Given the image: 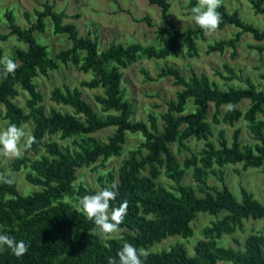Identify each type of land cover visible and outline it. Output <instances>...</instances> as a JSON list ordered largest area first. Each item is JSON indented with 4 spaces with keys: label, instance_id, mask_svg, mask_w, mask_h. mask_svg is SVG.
<instances>
[{
    "label": "trees",
    "instance_id": "obj_1",
    "mask_svg": "<svg viewBox=\"0 0 264 264\" xmlns=\"http://www.w3.org/2000/svg\"><path fill=\"white\" fill-rule=\"evenodd\" d=\"M250 1L255 13L264 16V0ZM149 2L161 7L167 23L158 28L160 46L120 42L101 50L98 38L81 35L77 24L67 21L68 15L57 11L49 0L43 3L42 9L35 8L36 19L30 20L27 26L17 23L10 10L6 12L10 31L3 37L16 35L27 47H17L12 56H5L0 48V59L10 57L19 65L14 74L5 77L0 64V105H5L3 117L7 126L30 122L35 136L31 149L12 161V170L26 169L27 180L40 188L23 194L14 178L11 185L0 183V234L23 240L30 246L20 258L7 249L0 252V264H108L110 257L119 264L117 253L125 242L148 251L144 264H264V231L250 233L241 248L219 242L224 234L242 229L245 219H264V203L244 186L239 199L223 175V167L228 164H242L244 169L264 167V89H259L251 78H247L249 85L246 87L224 89L205 72L193 71L187 78L178 66L168 64L161 67L159 77L172 76L182 88L168 102L162 114V128L154 113L149 114L147 121L134 119L135 105L125 97L123 69L141 58L177 57L182 50L195 55L199 39L205 35L198 25L180 29L170 20L169 0ZM197 2L190 0L191 9ZM217 10L223 18L219 28L233 25L238 31L230 38L210 43L209 53H223L231 47L235 57L238 42L245 32L252 33L257 40H264V28L245 20L238 10L229 11L223 3ZM77 16L79 14L74 15ZM47 18L52 20L54 34H66L72 42L70 47L54 55L35 35L47 30ZM145 19L151 23L148 16ZM61 64L74 65L92 74L91 78L82 80L80 86L104 89L103 94L95 96L102 113L84 97L80 86L68 84L55 86L51 99L73 111L56 107L47 111L36 79L49 75ZM224 67L230 73L225 78L232 79L234 68L229 63ZM145 74L152 79L147 72ZM21 91L27 94L26 107L15 100ZM244 99L250 100L245 111L238 106ZM190 101L194 106L191 111L188 110ZM211 103L216 106L213 115L216 123L223 121L234 126L244 118L257 141L243 143L242 130L236 127L231 142L221 130L218 145L211 138L214 131L208 121ZM225 105L234 107L223 111ZM109 127L114 130L107 140L95 135ZM129 133H140L144 139L123 158L118 170L119 180L115 181L110 172L109 183L104 184L105 176H99L103 188L112 183L118 185V196L111 202L112 207L128 201V214L119 226L124 233L103 239L94 223L87 220L82 211L74 210L73 205L81 197L99 191L83 183L76 185L77 172L85 166L97 170L99 159L105 161L122 155ZM192 138L204 140V146L181 163L171 146L174 142L186 146ZM67 139H71V143L60 141ZM189 171L203 194L183 183ZM211 173L218 175L223 182L222 188L208 183ZM162 174L173 179L176 185L170 188L163 184L159 180ZM201 212L214 215L215 219L203 228L204 237L198 239L194 254L189 253L183 241L162 250L153 249L171 236H181L185 240L192 237L195 233L193 222Z\"/></svg>",
    "mask_w": 264,
    "mask_h": 264
},
{
    "label": "rangeland",
    "instance_id": "obj_2",
    "mask_svg": "<svg viewBox=\"0 0 264 264\" xmlns=\"http://www.w3.org/2000/svg\"><path fill=\"white\" fill-rule=\"evenodd\" d=\"M46 0H0V48L3 49L5 56H12L17 47H27V44L17 38L16 35H10L6 38L3 36L9 33V21L6 12L10 10L16 20L22 26L29 25V21L36 19L35 8H43V3ZM54 4L57 11H64L68 17L67 21H74L81 35L98 38L99 47L101 50L107 49L111 43H129L140 42L148 45L153 44L160 46L162 44L158 28L167 25L163 16L161 7L156 4H151L149 0H49ZM171 7L168 18L175 22L180 29L189 26L197 25L194 16L191 13L189 6L190 0H169ZM229 11L238 10L241 16L255 24L260 28H264L263 14H257L254 11L250 0H223ZM29 16H28V15ZM75 14L79 16L74 17ZM151 19L148 22L145 17ZM47 30L43 33L36 32L35 35L41 43L47 44L51 55L61 49L68 48L72 45L66 34L56 35L52 31V20L46 19ZM238 28L233 25H227L224 28H219L212 33H205L203 38L199 39V49L197 54L189 55L185 50H182L177 57L172 56L166 59L141 58L128 67L124 68L123 87L125 89V97L133 101L135 105L134 119L149 120V114L154 113L158 117V122L162 128V114L168 108V102L176 97V93L182 86L174 82V77L166 76L159 77L161 67L165 65L178 66L183 74L189 78L193 71L198 74L205 72L216 83L227 89L231 86H248L247 78H251L259 89H264V40H257L250 32H245L241 40L238 42L235 57L232 56V48L227 47L221 52L207 51L210 43L215 40L230 38L235 35ZM229 63L235 70V76L232 79H227L230 73L225 70L224 64ZM147 72L152 79H148ZM222 73V74H221ZM92 77L90 72L79 70L74 65L61 64L57 70L50 71L49 75H40L36 82L38 89L44 94V103L47 111L56 107L62 110L73 111L68 106L58 104L51 99V91L55 86H63L68 84L71 87L80 86L82 80ZM84 97L92 103L94 108L102 113L100 103L96 100V95L103 94L104 89L81 87ZM27 94L21 91L15 100L22 106L26 107L25 99ZM189 111L194 106L191 104ZM250 105L249 99H244L238 106L245 111ZM227 106H223L222 110H226ZM6 108L5 105H0V130L6 129L7 120L3 117ZM216 110L214 103L210 105V113L208 121L211 123L214 134L211 138L219 145L220 131L223 130L227 139L233 140V133L236 127H240L241 141L245 144H253L257 140L253 132L247 125V121L242 118L233 126L229 123L221 121L216 123L213 115ZM26 125L28 130H33V124L28 122ZM114 127L105 128L98 131L95 135L101 139L107 140L112 134ZM58 139V138H57ZM143 136L140 133H129L127 142L124 146L122 155L111 157L105 161L99 159L96 162L97 170H92L91 167L85 166L78 169L76 185L83 183L95 189H102V183L99 179L100 175H104V184L109 183V173L113 172L115 181L119 180L118 170L124 157L128 155V150L136 147ZM63 143H71V139L60 140ZM204 146V140L192 138L186 142V146H181L178 142H174L171 146L176 154L177 159L183 163L184 159L192 153L198 151ZM24 153V152H23ZM23 155V154H22ZM33 156V154H30ZM12 160H7L0 157V172L11 171L13 178L17 182L21 193L28 194L40 186L34 185L26 178V169L14 172L12 170ZM220 174V172L218 173ZM224 181L241 199L242 187H246L251 191L256 198L264 203V167L244 169L242 164H228L223 167ZM159 180L170 188H173L176 183L166 174H162ZM183 183L194 186L198 194H203L198 189V183L193 177L191 171L183 177ZM208 183L217 188L223 187V182L217 174L211 173L208 176ZM72 199V198H69ZM222 215V214H221ZM215 219L214 215L207 212L199 213L194 220L193 226L195 233L189 239H183L181 236H171L157 243L153 249L162 250L169 248L177 241H183L190 254L195 253V246L198 239L203 238L202 230ZM264 231V219H245L242 229H238L235 233L224 234L219 240L222 245L231 246L234 248L243 247L245 238L252 232ZM123 229L115 236H122ZM103 239L107 237L102 236ZM220 264H235L233 262H220Z\"/></svg>",
    "mask_w": 264,
    "mask_h": 264
},
{
    "label": "clouds",
    "instance_id": "obj_3",
    "mask_svg": "<svg viewBox=\"0 0 264 264\" xmlns=\"http://www.w3.org/2000/svg\"><path fill=\"white\" fill-rule=\"evenodd\" d=\"M223 0H198L191 9L195 23L205 32H215L222 23V16L217 10ZM3 65V74H14L19 65L10 57L0 59ZM234 106L228 105L227 110ZM35 143V136L28 130L26 125L17 126L10 123L6 129L0 130V157L7 160L21 158L24 151L30 150ZM14 182L13 173L0 172V183L11 185ZM118 196V185L112 183L94 194L84 195L74 210L84 214L87 220L92 221L104 237H114L119 232V226L124 222L128 214V201L125 200L118 207H112L111 202ZM29 245L23 240L17 241L14 237L0 234V252L10 250L17 258L22 257L29 251ZM149 253L143 247H136L132 243L125 242L117 253L119 264H144ZM108 264H117L115 258L110 257Z\"/></svg>",
    "mask_w": 264,
    "mask_h": 264
}]
</instances>
